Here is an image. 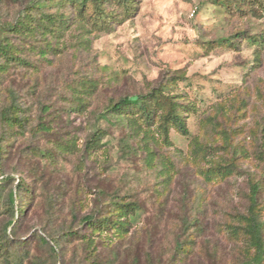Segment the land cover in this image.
I'll use <instances>...</instances> for the list:
<instances>
[{
  "label": "rangeland",
  "instance_id": "374dc122",
  "mask_svg": "<svg viewBox=\"0 0 264 264\" xmlns=\"http://www.w3.org/2000/svg\"><path fill=\"white\" fill-rule=\"evenodd\" d=\"M58 1L0 0V44L15 57L0 52V109L13 95L21 120H0V179L12 177L0 186V264H264V229L258 252L245 231L253 183L264 221V0H134L128 18L108 0V28H9L74 15ZM157 88L178 95L186 134L171 127L164 141L106 110ZM19 181L21 213L4 231ZM112 199L137 208L126 231L79 222Z\"/></svg>",
  "mask_w": 264,
  "mask_h": 264
},
{
  "label": "trees",
  "instance_id": "16d2710c",
  "mask_svg": "<svg viewBox=\"0 0 264 264\" xmlns=\"http://www.w3.org/2000/svg\"><path fill=\"white\" fill-rule=\"evenodd\" d=\"M71 6H74V15L66 16L63 12L45 13L41 12L39 15H32L28 17L26 23L24 21H15L14 24H10L11 30L20 32H27L29 30L30 35L37 33L56 35L57 32H61L63 29L68 28L69 22L76 20L80 23V27L84 28L83 21H88L91 28L101 29L108 28L113 18V13L108 9L112 2L108 0H68ZM122 6L124 12H126V18L132 17L135 14L134 0H117ZM59 6H63L62 0L57 2ZM89 13V14H88ZM39 31V32H38ZM45 31H47L45 33ZM13 46L10 43L4 42L0 44V52L5 58L12 57ZM15 59V57H12ZM170 84V82L168 83ZM13 94L12 90H8ZM178 95L173 93H167L163 88H157L149 91L148 93H138L133 96L124 95L119 97L118 100L109 105L106 110L113 115H123L125 120L131 125L135 126L137 120L143 124L144 127L149 128L155 126L158 133L162 136L164 141H168L169 130L171 127H175L180 133L186 134L187 128L182 115L184 111L183 103H180ZM18 104L14 100V96H10L9 103L0 109V120L4 124L12 125V123L18 122L21 125V120L17 114ZM130 115H135L130 117ZM100 134L94 133L85 143V150L91 152L99 145ZM2 146H0V152H2ZM1 158V155H0ZM12 177L6 175L0 179V186L8 181H11ZM22 182L16 183L14 189H10L8 192V200L10 203V210L12 211V218L6 221L4 231L8 228L12 230L16 223L15 216L21 213L20 209H14V203L16 194L19 190L23 189ZM251 200L248 208V215L246 216V233H250L251 240L256 248V252L262 250L263 238L262 233L264 229V221L260 217L259 209L256 207V193L259 186L257 183L251 184ZM27 190V189H25ZM112 207L109 213L95 212L94 214L84 215L79 222L86 224L92 230H114L116 232L120 230L126 231L130 225L131 216L136 211V207L131 202H124L119 199L111 200ZM16 214V215H15ZM75 230L68 229L64 236L69 238L76 236ZM45 241L44 238L40 237ZM81 238L90 243L88 236L83 235ZM53 242L55 240L51 238ZM56 243V242H55ZM252 264V263H249ZM262 264V263H254Z\"/></svg>",
  "mask_w": 264,
  "mask_h": 264
},
{
  "label": "built area",
  "instance_id": "2783aa9c",
  "mask_svg": "<svg viewBox=\"0 0 264 264\" xmlns=\"http://www.w3.org/2000/svg\"><path fill=\"white\" fill-rule=\"evenodd\" d=\"M193 13H194V10L191 11V15H193Z\"/></svg>",
  "mask_w": 264,
  "mask_h": 264
}]
</instances>
